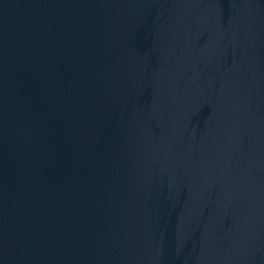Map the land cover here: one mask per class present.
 Listing matches in <instances>:
<instances>
[{"label": "water", "instance_id": "1", "mask_svg": "<svg viewBox=\"0 0 264 264\" xmlns=\"http://www.w3.org/2000/svg\"><path fill=\"white\" fill-rule=\"evenodd\" d=\"M0 264H264V0H0Z\"/></svg>", "mask_w": 264, "mask_h": 264}]
</instances>
